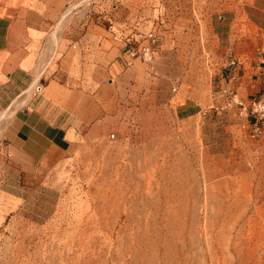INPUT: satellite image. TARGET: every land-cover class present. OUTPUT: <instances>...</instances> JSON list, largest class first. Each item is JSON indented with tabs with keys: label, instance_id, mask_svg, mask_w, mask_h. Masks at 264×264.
I'll list each match as a JSON object with an SVG mask.
<instances>
[{
	"label": "rangeland",
	"instance_id": "374dc122",
	"mask_svg": "<svg viewBox=\"0 0 264 264\" xmlns=\"http://www.w3.org/2000/svg\"><path fill=\"white\" fill-rule=\"evenodd\" d=\"M111 3L86 0L85 12L72 15L108 25ZM59 46L43 54L39 74L59 68ZM201 62V92L210 96L221 58ZM147 79L133 88L124 133L71 135L19 194L2 187L15 106L0 111V264H264V153L239 142L227 156L209 154L200 118L157 103ZM243 164L255 173L250 188L238 180Z\"/></svg>",
	"mask_w": 264,
	"mask_h": 264
},
{
	"label": "crops",
	"instance_id": "0c3cea01",
	"mask_svg": "<svg viewBox=\"0 0 264 264\" xmlns=\"http://www.w3.org/2000/svg\"><path fill=\"white\" fill-rule=\"evenodd\" d=\"M111 1L106 25L90 15H72L85 12L86 0H0V111L15 106L4 189L18 194L31 189L71 135L95 139L124 133L136 109L133 88L148 77L157 103L172 105L181 118H200L209 154L222 158L239 142L243 147L252 142L264 153V118L257 120L237 103L223 105L218 92H201L200 63L201 56L221 58L223 81L228 54L238 56L233 80L238 96L264 100V0ZM59 23L64 29L57 30ZM250 26L257 28L258 43ZM128 39L154 44V60L133 56ZM61 43L59 68L39 74L43 54L57 52ZM240 172L238 180L250 188L254 171L243 164Z\"/></svg>",
	"mask_w": 264,
	"mask_h": 264
},
{
	"label": "built area",
	"instance_id": "2783aa9c",
	"mask_svg": "<svg viewBox=\"0 0 264 264\" xmlns=\"http://www.w3.org/2000/svg\"><path fill=\"white\" fill-rule=\"evenodd\" d=\"M117 0H113L115 3ZM127 49L133 56H141L145 60L152 62L158 53L157 47L152 43H137L136 40H127ZM239 63V57L228 54L226 59L225 68L226 71L223 74V81L217 83L216 90L213 94L219 93L223 97V105H230L237 103L242 106L248 112V115H253L257 120L264 118V100L260 97H254L250 100H244L238 96L235 90L234 82L235 79V68ZM42 88L41 83L36 84V89L40 90ZM215 103V102H214ZM213 103V104H214ZM217 105H213V108H217ZM206 111V109L204 110ZM259 126V124H257ZM115 134H112L114 136Z\"/></svg>",
	"mask_w": 264,
	"mask_h": 264
},
{
	"label": "bare ground",
	"instance_id": "6f19581e",
	"mask_svg": "<svg viewBox=\"0 0 264 264\" xmlns=\"http://www.w3.org/2000/svg\"><path fill=\"white\" fill-rule=\"evenodd\" d=\"M2 117V115H0V118ZM3 119V118H2Z\"/></svg>",
	"mask_w": 264,
	"mask_h": 264
}]
</instances>
